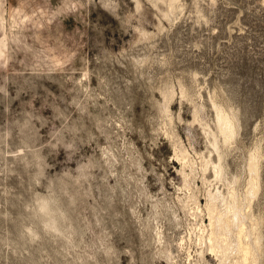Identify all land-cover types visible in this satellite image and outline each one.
<instances>
[{
    "label": "rangeland",
    "instance_id": "rangeland-1",
    "mask_svg": "<svg viewBox=\"0 0 264 264\" xmlns=\"http://www.w3.org/2000/svg\"><path fill=\"white\" fill-rule=\"evenodd\" d=\"M1 1L0 264H215L186 238L174 150L203 204L214 105L236 117L221 149L240 188L259 153L264 264V0Z\"/></svg>",
    "mask_w": 264,
    "mask_h": 264
},
{
    "label": "bare ground",
    "instance_id": "bare-ground-1",
    "mask_svg": "<svg viewBox=\"0 0 264 264\" xmlns=\"http://www.w3.org/2000/svg\"><path fill=\"white\" fill-rule=\"evenodd\" d=\"M155 2L156 0H152ZM170 11L176 7L178 0H165ZM137 3V0L135 1ZM5 5L0 0L1 28L5 21ZM18 8L9 10L12 25L16 24L17 16L25 21L26 17ZM4 30V29H3ZM6 36L0 38V54H4ZM7 45V43H6ZM215 129L208 135V142L216 154V159L199 154L201 165L200 180L205 185L203 188V204L199 201L194 186L192 162L188 153L179 145L174 146L176 155L180 160V173L182 176V188L186 191L180 198L182 205L187 207L192 221L188 222L187 239L193 240L197 245V255L204 260L209 254L214 258L215 264H256L257 254L262 250L260 235V217L251 209V201L260 187L259 179V153L253 151L248 154L246 160L247 179L243 188L238 185L239 176L228 175L223 160L222 146L229 143L236 134L237 121L234 113L226 111L219 105H214ZM197 109L194 118H197ZM191 163V164H190ZM187 168V170H186ZM210 169L212 178H206V171ZM214 182H220L222 188L213 186ZM39 207L48 212V204L41 201ZM205 220H207L205 222ZM48 225L54 227L52 217ZM186 239V240H187ZM184 243L182 236L179 245ZM189 255V253H188Z\"/></svg>",
    "mask_w": 264,
    "mask_h": 264
},
{
    "label": "crops",
    "instance_id": "crops-1",
    "mask_svg": "<svg viewBox=\"0 0 264 264\" xmlns=\"http://www.w3.org/2000/svg\"><path fill=\"white\" fill-rule=\"evenodd\" d=\"M15 10H17L18 8L17 7H13ZM21 12V10H20ZM20 12L18 13V15L20 14ZM22 14L26 17L25 21L29 20L30 19V16L29 14H27L26 12L22 11ZM25 21H22V19H20L18 16H17V19H16V24L15 25H19L20 23H24ZM13 25V26H15Z\"/></svg>",
    "mask_w": 264,
    "mask_h": 264
}]
</instances>
